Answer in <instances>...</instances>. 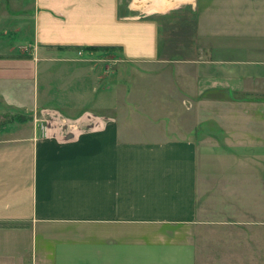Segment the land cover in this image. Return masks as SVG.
Returning a JSON list of instances; mask_svg holds the SVG:
<instances>
[{
  "label": "crops",
  "instance_id": "0c3cea01",
  "mask_svg": "<svg viewBox=\"0 0 264 264\" xmlns=\"http://www.w3.org/2000/svg\"><path fill=\"white\" fill-rule=\"evenodd\" d=\"M173 1L1 13L0 264H264V0Z\"/></svg>",
  "mask_w": 264,
  "mask_h": 264
},
{
  "label": "rangeland",
  "instance_id": "374dc122",
  "mask_svg": "<svg viewBox=\"0 0 264 264\" xmlns=\"http://www.w3.org/2000/svg\"><path fill=\"white\" fill-rule=\"evenodd\" d=\"M29 0H0V16L1 13H5L7 10H9L8 12L10 14H8L9 16H7L6 20L11 19V21H19L20 18V14L19 11L22 10V6L25 5L26 2H28ZM154 2L157 3L158 1L160 2H164L167 4H171L174 1L173 0H121V7H120V11L121 14L123 15H136L139 13V10H135L131 8L132 2H134L133 6H137L138 4H140V2ZM153 5V6H154ZM13 10V13L10 12ZM24 10V9H23ZM187 13V12H186ZM12 14V15H11ZM193 16V17H192ZM190 16L189 13L188 15H185L183 18H179V16H175L174 19H167L165 20V22H163V39L161 41V49L163 50V55H165L166 58H168V56L170 57V54L175 53V49L180 50L181 48H183V53L185 55H187V57H197V51H194L196 48V23H195V18H196V13L194 12V15ZM189 17V18H188ZM176 31H181L183 33V35H181L180 33L176 36L177 38H174V45H170V43L167 44V38H169V36L171 35V33L176 32ZM29 32V29H27V33ZM183 36V37H182ZM165 38V39H164ZM10 40V39H9ZM193 43V44H191ZM194 46V47H193ZM114 57L112 58V56H110L109 58H107V64H113L115 63V61L113 60ZM175 59V57L173 58ZM169 60V59H167ZM167 63L169 61H166ZM117 63H123L124 65H128L130 64L129 62L126 61H119ZM164 62H161L160 64H163ZM139 65H143V64H139ZM129 75H134V74H129ZM124 76L126 77L127 74H124ZM190 107V105H189ZM192 118V116H191ZM193 123V120L191 122V125ZM195 132L192 134V137H194Z\"/></svg>",
  "mask_w": 264,
  "mask_h": 264
},
{
  "label": "trees",
  "instance_id": "16d2710c",
  "mask_svg": "<svg viewBox=\"0 0 264 264\" xmlns=\"http://www.w3.org/2000/svg\"><path fill=\"white\" fill-rule=\"evenodd\" d=\"M108 49H110V48H108Z\"/></svg>",
  "mask_w": 264,
  "mask_h": 264
}]
</instances>
